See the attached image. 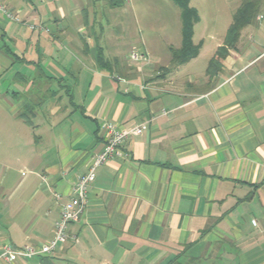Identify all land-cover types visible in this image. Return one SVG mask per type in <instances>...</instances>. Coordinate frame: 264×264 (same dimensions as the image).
<instances>
[{"label":"crops","instance_id":"1","mask_svg":"<svg viewBox=\"0 0 264 264\" xmlns=\"http://www.w3.org/2000/svg\"><path fill=\"white\" fill-rule=\"evenodd\" d=\"M0 4L21 21L0 14V253L51 238L103 123H147L96 170L75 241L0 264H264V0L212 74L226 35L156 84L169 66L106 51L85 0Z\"/></svg>","mask_w":264,"mask_h":264},{"label":"rangeland","instance_id":"2","mask_svg":"<svg viewBox=\"0 0 264 264\" xmlns=\"http://www.w3.org/2000/svg\"><path fill=\"white\" fill-rule=\"evenodd\" d=\"M74 0H70L73 2ZM77 1V0H75ZM94 8L96 24L90 29L93 35H102L105 50L118 48L132 64L148 63L151 74L148 81L156 84L172 69V50L182 44L183 25L181 11L172 0H126L121 8L110 9L106 0H85ZM241 0H189V8L195 10L198 22L193 26L192 43L201 42L200 55L194 64L198 69L206 66L232 24L235 10ZM106 14V15H105ZM74 24V23H73ZM52 30L53 24H48ZM131 53L146 54L145 62H134Z\"/></svg>","mask_w":264,"mask_h":264},{"label":"built area","instance_id":"3","mask_svg":"<svg viewBox=\"0 0 264 264\" xmlns=\"http://www.w3.org/2000/svg\"><path fill=\"white\" fill-rule=\"evenodd\" d=\"M0 14L12 22H21L20 19L11 13L3 4H0ZM35 28L41 29L40 26H30V29ZM145 59L143 54H131V60L134 62L145 61ZM101 128L105 130L107 134L104 148L91 157L86 173L81 175L72 185V194L69 196L68 201L60 206L59 217L54 224L51 238L40 246L24 245L18 249L9 245L0 253V261L10 263L16 256L29 259L36 256L49 255L69 238L74 241L76 240L75 236L70 237L68 228L71 224L79 222L85 213L88 203V190L95 179L96 170L109 160L122 156L121 148L125 141L131 136L142 134L147 128V123H141L131 129H119L113 124L103 123ZM54 197L55 199H59L61 195L54 194ZM252 224L254 225V222H252Z\"/></svg>","mask_w":264,"mask_h":264},{"label":"trees","instance_id":"4","mask_svg":"<svg viewBox=\"0 0 264 264\" xmlns=\"http://www.w3.org/2000/svg\"><path fill=\"white\" fill-rule=\"evenodd\" d=\"M181 11V20L183 25L182 44L179 49L172 50L171 67L183 65L195 58L199 52L200 46L192 43L193 26L198 22L195 10L189 8V0H172ZM126 0H106L110 8H120ZM261 0H241L240 6L235 10L232 24L226 32L224 45L219 47L214 57L209 61L207 71L212 74L220 66V61L227 55L226 48L232 47L240 35L243 28L250 25L256 15L259 13ZM101 64H105L99 59Z\"/></svg>","mask_w":264,"mask_h":264}]
</instances>
